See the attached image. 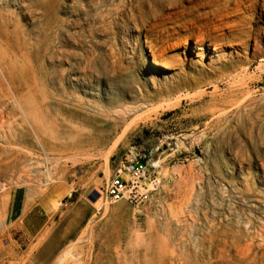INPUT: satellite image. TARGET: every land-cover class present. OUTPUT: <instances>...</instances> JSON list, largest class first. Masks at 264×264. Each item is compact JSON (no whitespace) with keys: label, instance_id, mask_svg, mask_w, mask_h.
I'll list each match as a JSON object with an SVG mask.
<instances>
[{"label":"rangeland","instance_id":"obj_1","mask_svg":"<svg viewBox=\"0 0 264 264\" xmlns=\"http://www.w3.org/2000/svg\"><path fill=\"white\" fill-rule=\"evenodd\" d=\"M128 1L0 0V264H264L262 0L241 1L248 16L225 42L198 28L169 44L146 34L151 21L140 29ZM139 1L148 15L173 2ZM80 98L114 104L108 144H37L25 116L50 128ZM134 156L158 166V193L139 209L109 205L106 181ZM13 200L48 220L40 234L19 229ZM130 229L144 238L127 248Z\"/></svg>","mask_w":264,"mask_h":264},{"label":"bare ground","instance_id":"obj_2","mask_svg":"<svg viewBox=\"0 0 264 264\" xmlns=\"http://www.w3.org/2000/svg\"><path fill=\"white\" fill-rule=\"evenodd\" d=\"M49 1V0H48ZM60 1V0H58ZM143 1V0H142ZM232 1L234 3V8L230 9L229 8V2ZM242 0H173V2H171L169 4V6L166 7L167 12L164 13V10H161L158 13H154L151 15H148L147 13L143 12L142 9L140 8V3L141 1L139 0H129L128 1V5H129V9L128 12L130 13V15L132 16V18H138L137 20L140 21V29H143L144 25L146 23H148L149 21H151V25L149 27V30H147L146 34L148 33H152V32H156L159 31L158 33L156 32V34H159L160 36V42H164L165 44H169L172 40H176V35L178 33V31H184L186 33H194L193 36H196V32H193L195 29L198 28H203L204 30L210 31V33H213L215 35H217V39L220 41H224L226 39V35L233 33L232 31L234 30L235 26H233L235 20L239 19L241 14H246L248 12V9L243 8L242 5L240 6ZM246 1V0H245ZM253 1V0H251ZM256 2V1H255ZM51 3V0H50ZM152 3V2H151ZM244 3V2H243ZM55 4V2H54ZM119 4V3H118ZM146 4V3H145ZM154 5V3H152ZM60 5V4H59ZM121 5V4H119ZM152 5V6H153ZM260 5V4H259ZM250 6V5H249ZM252 6V5H251ZM256 7V6H255ZM260 7V6H259ZM261 7H263L264 9V0H262L261 2ZM21 8V7H20ZM38 8V7H37ZM48 8V7H47ZM148 8V7H147ZM45 9V8H44ZM120 9V8H119ZM151 10V7L149 8ZM153 9V8H152ZM158 9V8H157ZM39 10V8H38ZM42 10V8H41ZM40 10V11H41ZM51 9H48V11ZM59 10V9H58ZM100 10V9H99ZM97 10V11H99ZM152 11V10H151ZM43 11H41L42 13ZM84 12V11H83ZM242 12L241 14H238ZM48 13V12H46ZM86 13V12H85ZM44 14V13H43ZM42 14V15H43ZM220 15L222 16H230L232 17V22H230V19H226V22H221V21H217L216 23L213 21H215L216 19L218 20V18L220 19ZM247 15V14H246ZM244 16V15H243ZM248 16V15H247ZM244 18V17H243ZM44 19V18H42ZM247 19V18H246ZM250 19V18H249ZM130 20V19H129ZM242 20V19H241ZM240 20V22H241ZM58 21V20H57ZM239 21V20H238ZM227 22L232 23V24H228ZM245 22V21H244ZM58 23V22H57ZM56 23V24H57ZM135 23V22H133ZM137 23V22H136ZM239 23V22H238ZM55 24V25H56ZM131 24V23H130ZM245 24V23H244ZM43 25V24H42ZM54 25V26H55ZM135 25V24H134ZM138 25V24H137ZM45 26V25H44ZM43 26V28H44ZM136 26V25H135ZM49 27V26H48ZM237 27V26H236ZM47 28V27H45ZM44 28V29H45ZM250 28V27H248ZM48 29V28H47ZM49 31L51 29H48ZM47 30V31H48ZM53 30V29H52ZM144 30V29H143ZM199 32L201 31V29H198ZM246 30V29H245ZM250 30V29H248ZM43 32V31H42ZM57 32V31H56ZM206 32V33H207ZM235 32V31H234ZM236 33V32H235ZM8 34V33H7ZM47 34V33H46ZM237 34V33H236ZM45 35V34H43ZM200 35L203 36L202 33H200ZM198 35V36H200ZM232 36V34H230ZM249 35V34H248ZM250 36V35H249ZM4 37V36H3ZM46 37V35H45ZM235 37V36H234ZM248 37V36H247ZM8 38V37H7ZM6 38V39H7ZM190 38V37H189ZM188 38V39H189ZM196 38V37H195ZM193 38V39H195ZM240 38V37H239ZM242 38V37H241ZM240 38V39H241ZM45 39V38H44ZM202 39V37H201ZM245 39V38H242ZM1 40V39H0ZM5 40V39H4ZM25 40V39H24ZM47 40V39H46ZM184 40V39H183ZM187 40V39H186ZM206 40V39H205ZM214 40V39H212ZM229 40V39H228ZM226 40V41H228ZM239 40V39H238ZM237 40V41H238ZM246 40V39H245ZM177 41V40H176ZM196 41V40H195ZM216 41V40H215ZM233 41V40H232ZM12 42V41H11ZM27 42V41H25ZM43 42V41H42ZM48 42V41H47ZM47 42H45L47 44ZM50 42V41H49ZM184 42V41H183ZM186 42V41H185ZM201 42V41H200ZM225 42V41H224ZM235 42V41H233ZM243 42V41H242ZM2 43V42H1ZM0 43V44H1ZM38 43V42H37ZM43 42V45L45 44ZM221 43V42H219ZM229 43V42H228ZM238 43V42H237ZM240 43V42H239ZM238 43V44H239ZM26 44V43H25ZM50 44V43H49ZM186 44V43H185ZM234 44V43H233ZM244 44V43H243ZM180 46L179 41L172 43V45L170 46L171 49H175L177 46ZM184 45V44H183ZM214 45V44H213ZM227 45V43H226ZM230 45V44H229ZM235 45V44H234ZM245 45V44H244ZM35 46V45H34ZM37 46V45H36ZM35 46V47H36ZM167 46V45H166ZM218 46V45H217ZM220 46V44H219ZM233 46V45H232ZM2 48V46H0ZM19 47V46H18ZM21 47V46H20ZM27 47V46H26ZM32 47V46H31ZM41 47V46H40ZM44 47V46H42ZM222 47V46H221ZM226 47V46H225ZM17 48V47H16ZM34 48V47H33ZM241 48V47H240ZM19 49V48H18ZM40 49V48H39ZM177 49V48H176ZM195 49L197 51H201L203 49L202 44L201 43H195ZM38 50V49H37ZM10 51V50H9ZM12 51V50H11ZM31 51V50H30ZM29 51V52H30ZM39 51V50H38ZM19 52V51H18ZM27 52V50H26ZM41 52V51H40ZM49 52V51H48ZM5 52H3V56ZM28 53V52H27ZM17 54V53H16ZM23 54V53H22ZM43 54V53H42ZM41 54V56H42ZM155 53H152V55H154ZM13 55H15V52L13 53ZM24 55V54H23ZM27 55V54H26ZM188 56V53L186 54ZM11 56V54H10ZM20 56V55H19ZM40 56V55H39ZM156 56V55H154ZM152 56V64L155 66H160L163 67L160 63L158 58L161 57L159 55L158 58L157 56L154 57ZM1 57V56H0ZM26 57V56H25ZM24 57V58H25ZM18 58V57H16ZM15 58V59H16ZM21 58V56H20ZM13 59V60H15ZM28 59V58H27ZM31 59V58H30ZM4 60V59H3ZM8 60V59H7ZM32 60V59H31ZM24 61V59H23ZM28 60H25V62ZM11 57H10V61ZM18 62V61H17ZM36 62V60H35ZM2 63V62H0ZM8 63V62H7ZM21 65V61L19 62ZM23 64V63H22ZM37 63H35L36 65ZM34 65V66H35ZM5 66V65H3ZM2 66V68H3ZM11 66V65H8ZM27 66V64H26ZM1 67V65H0ZM36 67V66H35ZM34 67V68H35ZM29 68V67H28ZM32 68V66H31ZM30 69V68H29ZM6 70V68H5ZM15 72V69H13ZM19 70H21V68H19ZM18 69L16 71H19ZM24 70V67H23ZM33 70V68H32ZM38 71V69H36ZM31 71V69H30ZM29 71V72H30ZM39 72V71H38ZM42 72V71H41ZM8 73V72H7ZM21 73V72H20ZM24 73V72H23ZM26 73V72H25ZM28 73V72H27ZM81 73V72H79ZM78 73V75H79ZM10 74V72H9ZM15 74V73H14ZM22 74V73H21ZM36 74V73H35ZM39 74V73H38ZM44 74V73H43ZM67 74V73H66ZM83 74V73H82ZM19 75V74H18ZM45 75V74H44ZM43 75V76H44ZM81 75V74H80ZM79 75V76H80ZM8 76V75H7ZM17 76V74H16ZM21 76V75H20ZM27 76V75H26ZM35 76V75H34ZM38 76V75H37ZM40 76V75H39ZM9 77V76H8ZM23 77V76H22ZM28 77V76H27ZM32 77V74L31 76ZM74 77V76H73ZM177 77V76H176ZM11 78V75H10ZM19 78V77H18ZM44 78V77H43ZM43 78L40 77V79L42 80ZM35 79V78H34ZM66 79V78H65ZM178 79V78H177ZM176 79V80H177ZM19 82L20 80L17 79ZM25 80V79H24ZM30 80V79H29ZM45 80V79H44ZM14 81V79H13ZM40 81V80H38ZM91 81V80H90ZM172 81V80H171ZM15 82H17L15 80ZM23 83V81H21ZM21 83V84H22ZM26 83V81H25ZM28 83H30L28 81ZM77 83V80H76ZM85 83V82H84ZM32 85V84H31ZM36 85V84H35ZM34 85V86H35ZM17 86H18V82H17ZM21 86V85H20ZM24 86L27 87V85L24 84ZM22 86V87H24ZM30 86V85H29ZM74 86V85H73ZM40 87V85H39ZM41 88V87H40ZM38 89V88H36ZM12 90V89H11ZM22 90V89H20ZM24 90V89H23ZM32 90V89H31ZM76 90V88H75ZM74 90V91H75ZM38 91V90H37ZM42 92V91H41ZM45 92V91H44ZM48 92V91H47ZM28 93V92H27ZM36 93V90H35ZM49 93V92H48ZM111 93V92H110ZM22 93H20V97L24 98V96L26 95H21ZM30 94V93H29ZM40 94V93H39ZM77 94V93H76ZM15 95V94H13ZM33 95V94H32ZM37 95V94H36ZM51 95V94H50ZM19 97V98H20ZM35 97V96H34ZM40 96H38L39 98ZM46 97V96H45ZM48 97V96H47ZM3 98V96L1 97ZM26 98H30V97H26ZM56 98V97H55ZM113 98V97H112ZM117 98V97H116ZM25 99V98H24ZM36 99V98H35ZM41 99V98H40ZM93 98L90 99H84V98H80L78 99V101H74L73 103V107H71V109H68V113H69V119H63L61 118V113L59 111V109H57V119L56 122L53 126H51L50 128L47 127L46 125H42L43 122L42 120H40V125L41 128L37 129L34 128L35 126H33L29 120L28 116H25V119L27 121V124L30 127L31 133L33 134V138L35 139V141L37 142V144H39L42 148L47 147H59V148H74V149H82L86 146H89L93 143H103L106 144L108 141V134L103 131L105 126H108L109 124L111 125V130L113 128V120L114 118L110 117L109 113H111L115 106L114 104H112L111 102L108 103H102L101 100H97L94 101L92 100ZM31 100V98H30ZM28 101L31 103V101ZM33 100V99H32ZM27 101V100H26ZM39 101V99H36V102ZM41 101V100H40ZM44 101V100H43ZM24 102V101H23ZM35 103V101L33 102ZM39 104V103H36ZM41 104V103H40ZM52 106V105H51ZM261 106H264L261 104ZM30 107V106H29ZM33 107V106H31ZM38 107V106H35ZM129 107V106H127ZM3 107H1L2 109ZM260 108V107H259ZM125 110L128 108H124ZM123 109V110H124ZM116 111V110H114ZM257 123V122H256ZM105 134V135H104ZM20 135V134H18ZM14 136V135H13ZM29 137V136H28ZM3 139V138H2ZM28 141V140H27ZM10 142V141H9ZM4 143V141H3ZM22 144V143H21ZM26 144V143H25ZM30 144V142H29ZM108 144V143H107ZM6 145V144H5ZM19 145V144H17ZM12 146V145H10ZM30 147V145H28ZM33 146V145H32ZM264 146V145H263ZM15 147V146H12ZM12 147H10L9 149H11ZM18 147V146H16ZM34 147V146H33ZM19 148V147H18ZM13 149V148H12ZM32 149V148H30ZM4 150V149H3ZM2 150V151H3ZM20 150V149H19ZM22 151V150H21ZM42 151V149L40 150ZM5 152V151H4ZM27 152V149H26ZM8 153V152H7ZM11 153V152H9ZM17 153V152H15ZM14 153V154H15ZM28 153V152H27ZM13 154V152H12ZM9 156V155H7ZM16 156V155H14ZM8 158V157H7ZM12 159V158H11ZM6 160V158H5ZM245 165V164H244ZM233 166V165H232ZM239 168V167H238ZM244 169V168H243ZM257 171V170H256ZM263 171V170H262ZM261 171V173H262ZM18 172V171H17ZM233 172V171H232ZM239 172V171H238ZM259 172V171H258ZM248 173V172H247ZM246 175V174H245ZM252 176V175H251ZM263 177V176H262ZM263 179V178H262ZM264 182V181H263ZM246 183V182H245ZM239 185V184H238ZM5 187V186H4ZM158 189H159V185H158ZM8 191V190H7ZM2 193V192H1ZM9 193V192H8ZM182 193V191H181ZM186 193V192H184ZM3 195V194H2ZM186 195V194H185ZM184 195V196H185ZM190 195V194H189ZM182 196V195H181ZM183 196L182 199H185ZM2 196H0L1 198ZM28 198H30V196H27ZM5 198V196H3V199ZM27 198V199H28ZM26 199V200H27ZM181 200V199H180ZM29 201V199H28ZM4 202V200H3ZM31 203V202H30ZM183 204H186L185 202H183ZM32 205V204H31ZM181 205V203H180ZM25 209H28V203H25ZM28 207V208H27ZM183 208V207H182ZM181 211V210H180ZM25 212V211H24ZM119 210H109L106 209L105 210V215H112V217H115L119 214ZM191 211H189L190 213ZM184 214V213H183ZM179 216V215H178ZM192 219V218H191ZM186 220V217H185ZM184 220V221H185ZM192 221V220H189ZM187 223V222H184ZM192 224V223H191ZM185 229H183L184 231ZM128 235L130 236L129 240H128V247L130 248V246H132L133 244L139 243L141 241H143V235H141V233H139L136 230H127ZM183 233V232H182ZM67 243V242H66ZM203 243V242H202ZM201 243V244H202ZM200 244V245H201ZM202 249V248H201ZM204 250V249H203ZM66 251V250H65ZM67 253L69 252L68 250L66 251ZM204 252V251H203ZM64 253V252H63ZM66 253V254H67ZM64 254L63 257L66 255ZM73 255V254H72ZM70 256V255H69ZM68 256V257H69ZM202 256V255H201ZM62 257V259H63ZM121 257V256H119ZM62 261V260H60ZM253 263V262H252ZM59 264V263H58Z\"/></svg>","mask_w":264,"mask_h":264},{"label":"built area","instance_id":"obj_3","mask_svg":"<svg viewBox=\"0 0 264 264\" xmlns=\"http://www.w3.org/2000/svg\"><path fill=\"white\" fill-rule=\"evenodd\" d=\"M145 157L134 156L119 163L104 185L103 194L109 205L124 203L139 209L157 193L162 178ZM4 186L0 188V192Z\"/></svg>","mask_w":264,"mask_h":264},{"label":"crops","instance_id":"obj_4","mask_svg":"<svg viewBox=\"0 0 264 264\" xmlns=\"http://www.w3.org/2000/svg\"><path fill=\"white\" fill-rule=\"evenodd\" d=\"M13 198H15V196ZM25 207L24 204L16 207L13 200L12 211L14 212L15 220L19 222V229L23 231L24 234L27 233L36 236L44 230L48 220L37 216V212L34 208L27 207L28 209H25Z\"/></svg>","mask_w":264,"mask_h":264}]
</instances>
